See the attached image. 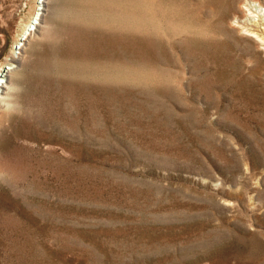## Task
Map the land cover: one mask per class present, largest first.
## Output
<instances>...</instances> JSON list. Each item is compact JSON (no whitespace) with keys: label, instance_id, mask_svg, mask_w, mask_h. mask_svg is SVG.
<instances>
[{"label":"rangeland","instance_id":"rangeland-1","mask_svg":"<svg viewBox=\"0 0 264 264\" xmlns=\"http://www.w3.org/2000/svg\"><path fill=\"white\" fill-rule=\"evenodd\" d=\"M38 5L0 0V65ZM41 5L0 92V264H264V0Z\"/></svg>","mask_w":264,"mask_h":264},{"label":"bare ground","instance_id":"bare-ground-1","mask_svg":"<svg viewBox=\"0 0 264 264\" xmlns=\"http://www.w3.org/2000/svg\"><path fill=\"white\" fill-rule=\"evenodd\" d=\"M39 3H40V5H38V7H37V10L33 16V20L26 25L25 29L22 31V33L20 35V38L18 39L19 41L17 40L16 43H21V44L25 45V43L27 42L29 37L32 36V30L34 31L37 24L42 20L41 16H43L42 15V13H43L42 8L43 7L41 4L43 3V0H39ZM13 66H14L13 62L10 60H7L5 62V64L3 65V68L0 69V88L5 87V85L7 84V82H8L7 79L9 77L10 73L15 69ZM7 68H9V69L11 68L9 70V72L7 71Z\"/></svg>","mask_w":264,"mask_h":264},{"label":"clouds","instance_id":"clouds-1","mask_svg":"<svg viewBox=\"0 0 264 264\" xmlns=\"http://www.w3.org/2000/svg\"><path fill=\"white\" fill-rule=\"evenodd\" d=\"M22 92L23 88L21 86L10 85L6 90V94H0V111L6 113L9 117L13 115H22L23 106L17 99Z\"/></svg>","mask_w":264,"mask_h":264},{"label":"built area","instance_id":"built-area-1","mask_svg":"<svg viewBox=\"0 0 264 264\" xmlns=\"http://www.w3.org/2000/svg\"><path fill=\"white\" fill-rule=\"evenodd\" d=\"M22 47H23V44L14 42L13 45H12V48L10 49V52L5 57V61H7V60L12 61L13 65H14L13 67H15V62H16L17 58L19 57L20 53H21ZM3 63L0 65V69L3 68ZM10 69L7 68V71L9 72ZM1 90H2V88H0V92H1Z\"/></svg>","mask_w":264,"mask_h":264}]
</instances>
